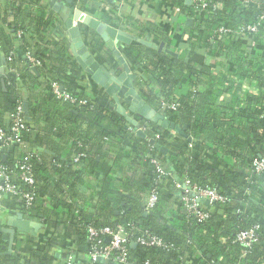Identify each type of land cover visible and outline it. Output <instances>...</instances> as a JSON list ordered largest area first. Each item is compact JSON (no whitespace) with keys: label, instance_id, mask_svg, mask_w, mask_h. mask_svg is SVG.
Wrapping results in <instances>:
<instances>
[{"label":"trees","instance_id":"obj_1","mask_svg":"<svg viewBox=\"0 0 264 264\" xmlns=\"http://www.w3.org/2000/svg\"><path fill=\"white\" fill-rule=\"evenodd\" d=\"M141 3L157 11L176 9L192 21L176 25L174 39L165 25L129 15L119 20L111 12L115 5L106 0H71L68 5L105 23H123L125 31L139 37L148 33L152 41H162L177 53L157 52L137 42L120 47L129 65L142 73L141 81L135 84L141 97L180 127L185 126L190 141L146 120L141 121L146 126L143 138L111 107L93 100L73 105L55 98L51 83L76 94L81 69L69 50L63 21L45 0H0V53L6 60L4 87L0 77V128H9L11 113L19 101L27 99L30 120L21 138L35 150L29 159L34 182L27 184L17 177L15 162L23 150L15 145L5 150L0 141V162L11 170L21 191L35 195L33 204L21 206V210L46 222L51 221L53 211L47 204L62 205L76 243L87 253V225L121 224L130 235L127 256L132 264H182L189 256L195 258V264H264V171L255 172L252 166L264 155V41L262 33L247 34L230 44L216 36L214 43L210 40L220 25L254 22L259 9L242 8L232 0L202 11H195L193 3L186 0ZM81 31L96 57L106 59L101 38L87 27L81 26ZM199 47L215 57L214 64L196 60ZM27 52L39 64L32 66ZM227 58L228 63L224 61ZM100 95L107 96L103 90ZM161 98L178 105L175 109L163 107ZM149 138L155 143L151 145ZM65 148L68 150L61 159ZM80 153L83 156L73 162ZM152 157L169 176L157 178ZM108 159L113 162L110 168L123 163L124 172L113 179L112 189L99 194L95 215L90 216L80 200L81 195L83 202L89 196L79 193L76 184L82 174L97 177L105 168L103 160ZM178 180L215 189L225 200L213 202L209 209L198 203L209 213L200 220L182 196L173 195L172 187ZM153 187L158 200L147 210ZM11 198L17 201L16 196ZM254 225H258V238L246 248L235 236ZM144 232L161 238L163 245L137 243ZM30 246L34 247L29 253L33 264H50L45 248ZM20 258L8 254L4 260L19 264Z\"/></svg>","mask_w":264,"mask_h":264},{"label":"built area","instance_id":"obj_2","mask_svg":"<svg viewBox=\"0 0 264 264\" xmlns=\"http://www.w3.org/2000/svg\"><path fill=\"white\" fill-rule=\"evenodd\" d=\"M130 0H123L124 5ZM223 0H189L190 3H193L194 10H203L208 7H211L213 10L220 6ZM238 6L242 8L248 7H256L259 9V15L254 22H240L237 26H218L212 32L211 42L214 43L215 36L218 40L222 41L223 43L230 44L233 41L238 39H243L245 35H253L256 36L258 33H262L261 37L264 41V0H232ZM112 2H115L112 0ZM118 4V2H117ZM122 3L120 2V5ZM211 5V6H210ZM82 14L87 15V13L82 12ZM92 16V15H91ZM20 32H18L19 34ZM54 37H57V33H53ZM186 43L185 36L182 38ZM26 57L29 62H31L32 66L39 64V61L36 60L29 52L26 53ZM8 59L10 60L11 57L9 56ZM227 59H224L226 63ZM227 67V64H226ZM33 69V67H32ZM5 71V69H4ZM52 92L60 101L68 102L73 105H83L88 102L86 99H80L76 95L71 94L65 88L60 86L57 82H52ZM160 103L163 107H168L171 109H175L177 107V102H166L163 98L160 99ZM11 120L12 123L7 130L0 128V141L2 142L3 148L5 150H9L12 146H16L23 150V155L18 156L16 158V168L17 177L20 181L32 184L34 182V178L31 174V166L29 164V159L35 150H31L28 148L27 144L21 138L22 130L26 129V121L25 114L23 111V102L19 101L16 105L14 112L11 113ZM142 130L146 131L145 124H141L140 126ZM132 130L135 133L134 127L131 125ZM158 135L156 134L155 137ZM83 155L77 154L73 158V162H76L79 157ZM151 162L155 167L157 172V178L163 179L169 174L165 171L164 167L161 163L154 157L151 158ZM252 166L255 172H262L264 171V155L259 158L255 159L252 162ZM183 193L182 199L184 200L186 207L192 210L195 215L200 220H205L208 218L209 213L207 211L202 210L199 208L197 198H206L212 204L213 202L224 201L225 196L218 193L215 189L209 187H199L195 184L189 182V180H183ZM189 191L196 193V196H191ZM6 196H16L18 202L21 206L28 208L30 207L35 199V195L33 192L29 191H21L20 187L17 183L12 180V173L11 170L5 165L0 162V201L5 198ZM158 200V191L155 187L152 188L150 194L148 196L146 202V209H151L154 207ZM257 229L258 225H254L251 228H247L237 232L235 236V240L241 244L242 246L248 248L254 243L257 238ZM87 232V240H88V255L91 261L96 260L97 258H105L116 262L117 264H132L128 260L127 256V243L129 242L130 235L125 230L124 226L121 224H116L115 226H101V227H94L92 225L86 226ZM136 242L143 245H154V246H161L163 245V241L161 238L151 235L147 232H144L140 236L137 237Z\"/></svg>","mask_w":264,"mask_h":264},{"label":"crops","instance_id":"obj_3","mask_svg":"<svg viewBox=\"0 0 264 264\" xmlns=\"http://www.w3.org/2000/svg\"><path fill=\"white\" fill-rule=\"evenodd\" d=\"M45 1L47 3V0ZM61 1L64 2L63 0ZM106 1L115 5L114 9L112 8L111 12L113 15L118 17L119 20H122L123 16L129 15V16H132V18H137L142 21H145V20L150 21V22H153L154 24H159L160 26L165 25L168 28L169 35H170V32L175 31L176 25H180L182 23L183 25H186L185 22H186L187 17L176 9L167 10L164 7V9L157 11L155 7H153L150 4H142L141 3L142 0H130L127 2L126 5H124L123 0H115V2H112V0H106ZM120 2L122 3L121 5H120ZM67 7H68L69 15H73L75 9L80 10L77 7H71L69 5ZM108 8L109 7L106 5L105 9L108 10ZM49 9L51 8L49 7ZM80 11L83 12L82 10ZM107 24L112 25L117 28H121V29L124 28L122 25L123 23H107ZM81 26L85 28L87 27L84 25H81ZM88 30L92 31V29L90 28H88ZM65 35H66V32H65ZM143 37L146 39L152 40L148 33L143 35ZM182 41L184 42L183 39ZM245 42L252 45V43L249 40H245ZM85 43L88 46V48L91 50V48L88 45L89 43L87 41H85ZM101 49L105 50L107 53V57L104 60L98 59L96 57V53L92 51L91 52L93 53V55L98 61L104 63L106 66H109V68H111L112 70H115L118 72L121 69V66L119 62L117 61V59L110 52V50L107 47H105L103 41L101 44ZM196 53H197L196 60L199 62L202 61L203 63L214 64L216 60L215 57L209 51H207L205 47L197 48ZM18 55H20V53ZM114 63H117V64L114 65ZM129 67H130L131 73L135 75V78L133 80L134 87H135V84L139 82V80L141 81L142 73L136 67L133 68L131 65H129ZM216 69L217 67L214 69V72L216 71ZM76 82H77V85L75 87L76 94L74 95H76L78 98L86 99L88 101H92V100L97 101L98 103L102 104L105 107L113 108L111 98L108 95L107 96L100 95L103 89L97 84H95L91 80L90 76L86 72H84L82 69H80L79 78L77 79ZM131 116L137 119L138 122L140 123H142L141 121L144 120L143 118L137 116V114L135 113H131ZM63 126H66V125H63ZM35 149L40 150V147H36ZM67 150L68 148L63 149V151L61 150L62 155L59 156L61 159L65 158V153L67 152ZM103 162L105 163L104 164L105 168H102V172H100L97 177H92L89 174H82L81 179L78 180L76 184V190L79 193L89 196V198L85 199L84 200L85 202H83L82 195L80 194L81 195L80 200L82 202V204L81 203L80 204L83 207L84 211L88 212L90 216L91 214L95 215V205H96V201L99 198V194H102L101 192L105 190L112 189L115 186L113 179L118 178V175L124 172L123 163H122V166L116 165L114 167H111L112 168L111 169L110 166H112V163H113L111 159L103 160ZM108 167L109 169H107ZM108 178H111V180L113 181L112 182L107 181L106 179ZM101 182H103V185L101 184ZM103 186H104V189H103ZM173 186H174L172 187L173 195L175 197L180 198V196H178L177 194L178 190H180V185L178 181ZM47 206L48 208L53 210L49 214L51 215V221L49 220V221L43 222L38 217L27 216L21 210L22 207L20 203L18 202V200L17 201L12 200L11 196H6V200L2 199L0 201V226H3V223L6 221L7 215L9 214L10 211L22 212L26 218H29L33 221L40 222L42 224V226L38 229L35 235H31L27 233L26 234L17 233L15 235L12 249L9 254H16V255L21 256L19 260V264H33V259L30 258L29 253L32 252L31 250L34 247L30 246V243H33V245L37 246L36 248H40V247L45 248V250L48 252V255H49L50 264H93L94 262L101 263V264H108L104 262H98L97 259L94 261H91L88 253L84 251V249H82L76 243V234L74 233L72 228L68 225L66 210L62 207V205L47 204ZM7 255H8L7 254V240H4L2 238V233H0V264H6L7 260H4V259L7 257ZM195 262H196L195 258H193L192 256H189L185 259V261L182 264H195Z\"/></svg>","mask_w":264,"mask_h":264},{"label":"water","instance_id":"obj_4","mask_svg":"<svg viewBox=\"0 0 264 264\" xmlns=\"http://www.w3.org/2000/svg\"><path fill=\"white\" fill-rule=\"evenodd\" d=\"M70 2L71 0H65V2H62L61 0H47L48 6L51 10L57 13L64 23L65 32L69 40V50L75 61L80 68L90 76L91 80L100 86L111 98L113 108L116 112L134 127L137 136L146 138V133L140 127L142 123L133 118L131 113H135L137 116L161 128L171 129L173 132L181 134L190 141L191 138L184 131L185 126L180 127L177 123L148 104L141 97L134 87L133 80L135 75L131 73L130 67L120 51V46L130 45L133 42H137L153 48L157 52L163 51L174 56H176L177 53L166 47L165 43L162 41L156 43L152 40L139 37L121 28L109 25L89 14L84 15L78 9L74 10L73 15H69L67 6ZM186 2L190 3L189 0H186ZM191 21V18H187L185 24L188 25ZM81 25L94 30V32L101 38L105 47L110 50L119 62L121 69L118 72L112 70L109 66H106L95 58L83 39ZM5 65V57L0 53V77L3 87ZM27 109L28 103L25 99L23 101V111L25 118L29 121L30 117ZM148 141L151 145L155 143L154 138H149ZM160 149L162 151L166 150L164 147H161ZM175 178L177 177L175 176ZM178 183L180 185V190H178L177 194L181 197L184 183L182 180H178ZM189 194L193 197L196 196V193L192 191H189ZM196 200L208 209L211 207L210 201L206 198L200 197ZM41 226L42 224L40 222L26 218L22 212L10 211L3 226H0L2 238L7 240V254L11 252L13 241L17 233L35 235ZM97 261L108 264H117L116 262H112L105 258H97Z\"/></svg>","mask_w":264,"mask_h":264},{"label":"rangeland","instance_id":"obj_5","mask_svg":"<svg viewBox=\"0 0 264 264\" xmlns=\"http://www.w3.org/2000/svg\"><path fill=\"white\" fill-rule=\"evenodd\" d=\"M170 35H171V37H173L174 39H175V33L172 31V32H170ZM117 63H114V65H116Z\"/></svg>","mask_w":264,"mask_h":264}]
</instances>
